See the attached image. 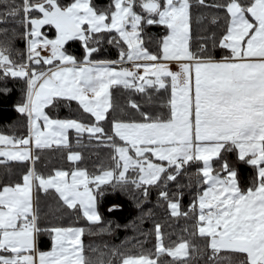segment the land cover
I'll return each instance as SVG.
<instances>
[{
    "label": "snow or ice",
    "instance_id": "snow-or-ice-1",
    "mask_svg": "<svg viewBox=\"0 0 264 264\" xmlns=\"http://www.w3.org/2000/svg\"><path fill=\"white\" fill-rule=\"evenodd\" d=\"M196 9L222 11V25L211 19L220 31L198 32ZM152 26L164 29L155 51L144 39ZM105 41L117 59L98 58ZM69 42L79 43V56ZM8 78L24 82L15 111L27 118V134L0 133V264H264V0H112L104 9L92 0H0V81ZM119 88L130 94L121 108L127 118L111 115ZM60 108L69 115H50ZM72 132L78 145L86 135L106 148L108 164L95 172L80 167ZM44 150L66 151L72 167L39 171ZM233 152L255 170L246 189L226 159ZM182 174L187 187L193 176L197 186L187 211L185 185L170 190ZM129 185L144 200L157 189L172 217L194 221L191 235L204 246L166 244L156 223L154 250L86 248L85 228L42 224L40 193L58 210L100 225L104 188ZM109 232L110 222L88 234ZM44 234L49 251L39 248Z\"/></svg>",
    "mask_w": 264,
    "mask_h": 264
},
{
    "label": "trees",
    "instance_id": "trees-1",
    "mask_svg": "<svg viewBox=\"0 0 264 264\" xmlns=\"http://www.w3.org/2000/svg\"><path fill=\"white\" fill-rule=\"evenodd\" d=\"M112 0H92L94 6L99 9L107 8ZM212 2V0H209ZM213 15L218 16V25L223 24V12L216 10L196 9L194 10V25L196 18H200V25L196 29L198 32L204 34H211L213 31L219 32L218 25H212L211 19ZM22 31V28L20 29ZM44 31L50 35H54L51 26H45ZM164 33L161 26H152L146 30L144 37L146 45L153 51L157 48V40L159 36ZM17 48L23 49V41L17 40ZM68 51L74 55L79 56L82 53V48L78 42H69L66 45ZM98 58L117 59V49L108 45L105 41L101 47V52ZM7 87L10 91L8 93H0V131L7 134L26 135L27 134V118L15 111V107L23 99L24 82L18 79L8 78L6 81H0V88ZM129 93L122 88L114 90V102L117 109L111 115L118 118H127L126 114L121 111L125 107L129 99ZM131 98L139 100V96L133 95ZM163 99V97H161ZM159 110V102L155 106ZM53 117L65 118L69 115L68 109L60 108L54 109L50 112ZM72 138V145L74 151H79L82 154L83 161L80 167L87 168L89 172H95L103 163L108 164V150L103 147H98L95 142H89L85 135V139L81 144L76 143V134L70 133ZM66 151L44 150L40 153L41 159L38 161L36 167L39 171L49 174L54 169H70L72 165L66 160ZM227 161L237 169L240 184L242 188L251 186L252 178L255 176V170L248 164L238 159V153L226 154ZM215 166L219 167V164ZM10 170L13 173L19 174L21 169L15 163L10 165ZM195 169H190L194 171ZM5 169L0 166V175H3ZM190 178L186 174H182L177 178L176 182L170 183V190L176 191V184L185 185L181 189L183 196L181 199V210L187 211L196 191L195 177H191V187H187ZM105 194L99 198L98 211L101 213L103 220L100 225H91L82 216L77 213L67 210H58L55 201L51 197H46L40 193V213L42 224L45 226H64V227H83L85 228V236L83 237L86 248L89 245L102 246L106 243L110 247H119L122 251H140L154 250L155 236L152 232L154 225L160 223L165 235V243L173 244L181 242L182 240H189L191 243L203 247L204 241L199 237L191 235L192 225L194 221L186 217H172L167 209L166 202L158 201V191L153 188L151 194L144 200L140 195V191L134 186L129 185L128 191L115 192L110 187L104 188ZM140 204L137 207V204ZM113 204H119V210L109 212L108 208ZM110 232L102 235H90L89 230L98 232L101 227H109ZM187 229V230H186ZM51 247V239L48 234H44L40 238V250H47ZM89 255H94L89 252ZM170 259V258H167ZM198 264H203L199 261Z\"/></svg>",
    "mask_w": 264,
    "mask_h": 264
},
{
    "label": "rangeland",
    "instance_id": "rangeland-1",
    "mask_svg": "<svg viewBox=\"0 0 264 264\" xmlns=\"http://www.w3.org/2000/svg\"><path fill=\"white\" fill-rule=\"evenodd\" d=\"M42 31L48 36V38H50V39L55 38V29L54 28H53V31H54L53 36H49L50 34L47 31H44V29ZM73 227H78V226H73ZM50 249H51V247L47 250H42V251H49Z\"/></svg>",
    "mask_w": 264,
    "mask_h": 264
},
{
    "label": "crops",
    "instance_id": "crops-1",
    "mask_svg": "<svg viewBox=\"0 0 264 264\" xmlns=\"http://www.w3.org/2000/svg\"><path fill=\"white\" fill-rule=\"evenodd\" d=\"M173 67H175V65H173ZM0 133H2V134H7V133L1 132V131H0ZM8 135H10V134H8Z\"/></svg>",
    "mask_w": 264,
    "mask_h": 264
}]
</instances>
